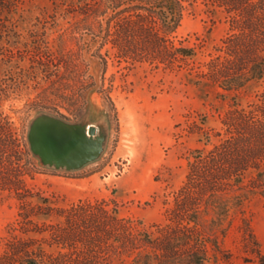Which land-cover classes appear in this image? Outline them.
<instances>
[{
  "label": "rangeland",
  "instance_id": "374dc122",
  "mask_svg": "<svg viewBox=\"0 0 264 264\" xmlns=\"http://www.w3.org/2000/svg\"><path fill=\"white\" fill-rule=\"evenodd\" d=\"M97 1L17 0L16 28L3 44L13 54L0 63L10 90L0 105L10 123L0 135V264H81L77 236L98 220L105 226L114 209L146 229L165 222L191 153L224 135L226 112L261 91L221 96L216 85L194 84L224 56L230 33L231 18L212 1L185 0L169 39L197 56L170 66L150 55L141 32L133 44L145 50L122 56L106 39L112 12H91ZM231 219L221 239L231 258L209 264H260L243 235L249 222L264 254V201L251 196ZM90 255L85 263L99 264Z\"/></svg>",
  "mask_w": 264,
  "mask_h": 264
},
{
  "label": "trees",
  "instance_id": "16d2710c",
  "mask_svg": "<svg viewBox=\"0 0 264 264\" xmlns=\"http://www.w3.org/2000/svg\"><path fill=\"white\" fill-rule=\"evenodd\" d=\"M210 1L231 18L230 33L222 42L220 51L224 56L212 59L207 72L196 74L194 84L216 85L225 92L221 96H238L252 87L261 91L247 106L236 104L226 112L222 119L224 135L216 132L208 136L204 147L191 153L186 181L176 193L165 222L146 229L141 223L121 218L114 209L105 226L98 220L89 234L77 236V243L83 246L78 254L85 262L89 254L93 262L92 253L98 255L99 264L101 259L105 261L101 255L106 253L121 259L118 264L229 261L231 254L223 249L221 239L228 234L232 215L253 195L264 201V0ZM184 2L98 0L91 12L96 18L112 12L109 20H115L114 31L106 39L122 56L136 57L145 50L133 44L134 33L141 32L145 34V48L154 49L150 55L170 66L197 56L194 48L182 42L176 47L169 39L181 26ZM17 9V0H0V63L9 62L13 54L3 44L11 42L16 28L12 14ZM1 81L0 105L10 94ZM9 126L0 112V135L4 137ZM212 137L217 141L212 142ZM244 223L246 252L255 254L264 264V254L251 225Z\"/></svg>",
  "mask_w": 264,
  "mask_h": 264
},
{
  "label": "water",
  "instance_id": "95a60500",
  "mask_svg": "<svg viewBox=\"0 0 264 264\" xmlns=\"http://www.w3.org/2000/svg\"><path fill=\"white\" fill-rule=\"evenodd\" d=\"M94 131V127H92L91 129H90V132L92 133Z\"/></svg>",
  "mask_w": 264,
  "mask_h": 264
},
{
  "label": "bare ground",
  "instance_id": "6f19581e",
  "mask_svg": "<svg viewBox=\"0 0 264 264\" xmlns=\"http://www.w3.org/2000/svg\"><path fill=\"white\" fill-rule=\"evenodd\" d=\"M92 127H93V126L90 125V126H89V130H90Z\"/></svg>",
  "mask_w": 264,
  "mask_h": 264
}]
</instances>
